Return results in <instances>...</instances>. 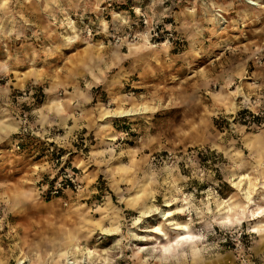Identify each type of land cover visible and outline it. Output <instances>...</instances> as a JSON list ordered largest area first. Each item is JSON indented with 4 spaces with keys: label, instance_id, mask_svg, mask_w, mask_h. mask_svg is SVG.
<instances>
[{
    "label": "rangeland",
    "instance_id": "1",
    "mask_svg": "<svg viewBox=\"0 0 264 264\" xmlns=\"http://www.w3.org/2000/svg\"><path fill=\"white\" fill-rule=\"evenodd\" d=\"M251 1L0 0V264L72 239L94 264H242L239 236L264 264L253 222L215 220L231 197L264 196V0ZM176 221L203 237L199 258L161 256Z\"/></svg>",
    "mask_w": 264,
    "mask_h": 264
},
{
    "label": "bare ground",
    "instance_id": "2",
    "mask_svg": "<svg viewBox=\"0 0 264 264\" xmlns=\"http://www.w3.org/2000/svg\"><path fill=\"white\" fill-rule=\"evenodd\" d=\"M245 3L258 6L257 3L251 0H243ZM147 110V109H146ZM120 117H129L133 116V111L126 110H118L116 112ZM16 127V126H15ZM15 127L13 129H15ZM264 190V189H263ZM259 199L264 200V196H259V198H251L247 197L246 204L240 206L233 197H231L228 201H225V205L220 204L219 212L216 215V221L222 224H229L232 226L241 225L245 222H253L255 225L252 227L253 232L256 233L259 237L264 236V207L257 206V201ZM138 203L137 198L132 199L130 204L135 206ZM139 213L140 217L147 218L150 217V214L156 209L151 208L148 205L139 204ZM191 203L187 201L182 202V206L178 208L179 213L183 214L184 211L190 209ZM240 212V213H239ZM161 214L162 218L167 221L172 219L173 214L168 211ZM142 220L139 218L136 220V224H140ZM174 231L175 237L172 241L168 242V244L162 246V251H160L161 256L167 262H169V258L175 259L181 254L184 257H187L186 252L189 251L192 258H199L202 253V250L199 248L200 245L204 243L203 237L198 234H194L191 231L190 225L188 222H174ZM161 226H158L157 229L153 230V233H158L159 235H164L162 232ZM103 234H118L120 232V228L117 224L111 225V228H103ZM181 237H188L189 239H181ZM81 254V257H79ZM95 252L90 248L83 250L82 245L76 239L70 240V242L64 247V249L60 248L57 253L52 254L48 259L38 258L39 264H94L91 263ZM35 260H32L29 256H22L17 260V264H32ZM162 262V259L160 260ZM159 263V262H158ZM3 264V262H1Z\"/></svg>",
    "mask_w": 264,
    "mask_h": 264
},
{
    "label": "built area",
    "instance_id": "3",
    "mask_svg": "<svg viewBox=\"0 0 264 264\" xmlns=\"http://www.w3.org/2000/svg\"><path fill=\"white\" fill-rule=\"evenodd\" d=\"M241 237L239 236L236 240H234L237 251L241 253V261L242 264H257L253 257L249 254L248 250H245V245L241 241Z\"/></svg>",
    "mask_w": 264,
    "mask_h": 264
},
{
    "label": "snow or ice",
    "instance_id": "4",
    "mask_svg": "<svg viewBox=\"0 0 264 264\" xmlns=\"http://www.w3.org/2000/svg\"><path fill=\"white\" fill-rule=\"evenodd\" d=\"M181 239H189L188 237H181Z\"/></svg>",
    "mask_w": 264,
    "mask_h": 264
},
{
    "label": "trees",
    "instance_id": "5",
    "mask_svg": "<svg viewBox=\"0 0 264 264\" xmlns=\"http://www.w3.org/2000/svg\"><path fill=\"white\" fill-rule=\"evenodd\" d=\"M243 113H244V115L246 114V112H243ZM243 113H242V114H243Z\"/></svg>",
    "mask_w": 264,
    "mask_h": 264
}]
</instances>
